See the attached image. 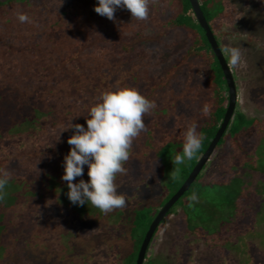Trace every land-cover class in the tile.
Listing matches in <instances>:
<instances>
[{
  "label": "trees",
  "instance_id": "16d2710c",
  "mask_svg": "<svg viewBox=\"0 0 264 264\" xmlns=\"http://www.w3.org/2000/svg\"><path fill=\"white\" fill-rule=\"evenodd\" d=\"M213 1L198 0L221 50L242 34L226 0L216 9ZM97 4L0 0V170L11 173L0 202V264H91L97 247L106 264H135L150 224L223 120L228 86L189 0H152L146 21L132 20L120 8L116 20H109L94 11ZM17 12L32 23L19 22ZM247 39L260 47L254 37ZM231 72L236 89L231 117L209 158L157 224L141 264H264V74L238 101L239 81L235 69ZM195 77L202 85L193 83ZM126 86L155 104L125 162L134 170L128 178L136 173V179L127 188L116 181L119 194L127 190L126 206L104 214L90 203L73 205L61 178L74 130H61L70 121L87 129L97 98ZM171 118L174 124L160 132ZM192 125L203 136L202 147L192 160L173 165ZM148 175L161 186L154 198L139 195ZM80 179L89 180L87 165L74 183ZM89 218L96 226L80 229ZM167 225L174 233L167 232L172 237L163 240L164 250L154 253L152 243ZM78 235L93 238L92 244L79 249ZM105 235L120 243L106 244Z\"/></svg>",
  "mask_w": 264,
  "mask_h": 264
},
{
  "label": "clouds",
  "instance_id": "9594fccd",
  "mask_svg": "<svg viewBox=\"0 0 264 264\" xmlns=\"http://www.w3.org/2000/svg\"><path fill=\"white\" fill-rule=\"evenodd\" d=\"M151 2L152 0H98L94 11L115 21L117 9H127L132 20L146 21L149 18ZM16 18L21 23H32L26 13L17 12ZM221 52L229 69H238L241 66L243 57L240 48L226 45L221 48ZM154 108V102L140 94L136 88L118 87L103 92L90 107L86 117L87 129L70 121L61 130H74L67 140L70 150L64 157V174L61 178L67 182V197L73 205L83 206L90 203L104 214L126 206L125 196L117 192L115 179L117 174L126 171L123 163L129 159L133 141L146 130L143 117ZM202 141L203 136L196 126L188 127L184 133L183 151L171 160L173 165L179 166L186 160H192L201 149ZM85 165L88 166L89 180L85 182L80 179L78 183H74L77 177L83 176ZM179 170L176 167L172 171L173 179ZM10 178V172L0 170V202L6 198L5 189ZM190 199L195 200L196 196L193 195ZM165 230L166 226L161 228V236Z\"/></svg>",
  "mask_w": 264,
  "mask_h": 264
},
{
  "label": "rangeland",
  "instance_id": "374dc122",
  "mask_svg": "<svg viewBox=\"0 0 264 264\" xmlns=\"http://www.w3.org/2000/svg\"><path fill=\"white\" fill-rule=\"evenodd\" d=\"M215 1H213V4L215 5L214 9H216V7H218L219 4L225 0ZM226 3L228 7H230V9L233 11L232 15L236 18L235 25L238 29V32L242 34L241 36L237 37V39L227 41L228 46L240 48L243 57L241 66L238 69H235L240 87V97L237 98V100L239 101L246 97V89H248L254 84H257V81L260 82L262 75L264 74V0H226ZM247 35L254 37L255 41H259L260 47H257L256 42L251 43V40L247 39ZM175 48L179 49L178 44H175ZM203 73V70L197 71V77H200ZM197 77L194 78L193 83L202 85L200 84V80ZM201 97L202 96L199 95V99ZM199 107L198 110L196 108L195 110L199 111ZM172 119L173 118L169 119L167 123L163 125L164 127L161 128L160 132H167L169 127H171L175 122ZM130 157L136 158L137 160L142 159L140 154H133ZM125 164L126 163L124 162L123 167L126 171L124 173L117 174L115 183L116 181H119V184L120 182H122V185L120 186L124 185L123 187L127 188L129 184L128 182L136 179L137 174L135 173V176H133L132 179L128 178L130 171L133 169L130 170L128 166H125ZM131 172H134V170ZM157 179L158 177L153 175L146 176V184L144 187L142 186L139 195L148 198L156 197L161 189L160 183ZM126 192L127 190H124L123 195H125ZM83 224L80 223V229L88 230L91 229L92 226H96L97 223L96 221H93L89 218L87 220H84ZM167 232L174 233L171 230V227H169L163 232V236H161L160 232L156 236L155 240L152 243L151 249L152 251H154V253H161L164 250V241H168L169 238L172 237V234ZM103 235L104 234L93 236L94 241L96 239L97 241H101L103 239ZM93 238L83 239L82 235H78L74 238V241L78 245L77 247L79 249L84 250L92 244ZM104 240L108 245L111 242L120 243V240L115 237L110 236V238L106 239V235ZM91 255L94 258L92 259L91 264H106L107 257L105 256V253L100 250V247L95 248V250L92 251Z\"/></svg>",
  "mask_w": 264,
  "mask_h": 264
},
{
  "label": "water",
  "instance_id": "95a60500",
  "mask_svg": "<svg viewBox=\"0 0 264 264\" xmlns=\"http://www.w3.org/2000/svg\"><path fill=\"white\" fill-rule=\"evenodd\" d=\"M189 2L191 4L192 10L194 12V15H195L198 23L200 24L202 30L204 31V33L207 37V40H208L211 48L213 49L214 54L216 55L220 65H221V68H222V71L224 73L226 83L228 86V93H229L228 106H227V109L225 111L223 120H222V122H221V124L217 130V133L215 134V136H214L213 140L211 141V143L209 144L208 148L206 149L204 154L201 156V158L199 159V161L197 162V164L195 165V167L193 168V170L191 171V173L189 174L187 179L184 181V183L180 186V188L177 190V192L163 205L161 210L158 212V214L156 215V217L154 218V220L150 224V226H149V228L145 234V237L142 241V244L140 246L138 256H137V260H136L135 264H141L142 263V260L144 258V254H145V250L147 248L149 240H150L157 224L159 223V221L161 220V218L163 217V215L165 214L167 209L183 193V191H185L188 188V186L190 185V183L193 181V179L197 175V173L200 170L203 163L209 158V155L211 154L216 142L220 138L221 134L223 133V131H224V129H225L230 117H231L232 111L234 109L235 101H236V89H235L231 69H229L227 62L225 61V58H224L221 50L219 49V47L216 43V40H215V38L211 32V29L208 26V23L205 20V17H204V15L200 9L198 0H189Z\"/></svg>",
  "mask_w": 264,
  "mask_h": 264
}]
</instances>
